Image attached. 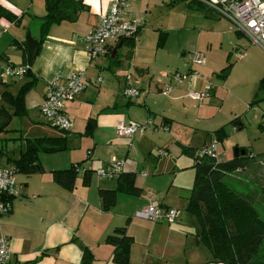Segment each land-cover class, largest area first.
Here are the masks:
<instances>
[{
  "label": "crops",
  "instance_id": "obj_1",
  "mask_svg": "<svg viewBox=\"0 0 264 264\" xmlns=\"http://www.w3.org/2000/svg\"><path fill=\"white\" fill-rule=\"evenodd\" d=\"M46 1L0 0V6L12 17H0V94L3 91L16 94L25 82H33L24 96L26 113L21 116V126H12L16 118L13 117L6 130L0 132V141L12 140L11 146L2 148L0 159L18 157L24 149L25 137L66 134L72 143L68 150L40 152L38 158L43 172L16 173V186L21 195L12 199L10 211L0 216V235L7 237L12 258L27 264H115L111 259L113 245L106 239L116 227L125 225L133 239L129 264H224L213 261L212 252L198 239L201 228L196 216L186 210L195 169L192 156L185 153L187 156L182 157L183 147L198 148L215 140L214 131L221 126L225 128L235 114L239 120L233 122L232 130H241L243 116L250 110L259 119V128L264 130V99H260L264 97V89H259L264 76V50L231 30L226 18L188 7L197 11L191 15V27L199 23L198 34L208 36L206 44H198L196 50L205 55V64L198 68L201 76L190 83L174 82L170 78L173 70L162 71L161 77L153 72L157 69V58L163 53L161 50L166 47L169 28H152L157 31L155 43L154 33L147 31L154 26L147 18L150 10L161 7V3L173 7L181 1L129 0L127 16L139 23L134 46L123 42L113 52L119 41L110 42L108 52L92 60L85 52L83 37L113 0H82L83 8L72 19L51 22L43 28ZM28 34L39 41L29 75L2 77L6 65L25 62ZM214 45L223 52V60L217 64L209 58ZM122 46L126 49L119 52ZM233 51L236 57L237 53L242 56L232 63L224 79L216 76ZM195 67L198 66L187 64L181 71ZM77 70L84 71L85 86L73 100L66 102L71 127L66 133H60L41 121L40 103L48 83L56 76L62 81ZM234 74H240L242 80L238 82L241 87L237 95L226 92ZM213 76L219 81L215 86L212 83L206 100L187 96L189 89H200ZM98 77L101 82L96 81ZM166 85H172V89L163 93ZM126 87L137 88L139 94L126 97L123 94ZM230 98L240 103L241 108L235 103L224 113L223 106ZM178 107L184 111L182 116L174 113ZM190 107L197 109L193 117L188 113ZM219 111L221 116L217 115ZM89 117L95 118L96 126L92 134H84ZM121 120L147 126L142 133L120 135L116 125ZM214 123L217 124L212 126ZM238 125L240 129L236 128ZM8 131H17V137L7 138ZM156 147L166 153L161 150L162 154L159 151L157 155L152 154ZM149 153L153 155L151 158ZM168 153H173L174 161L162 158ZM113 158L123 161V172L135 174L140 194L119 191L115 203L104 210L98 189L115 187L116 177L104 179L95 170ZM79 161L90 170L87 184L82 181L83 171L79 172L72 189L53 179L51 171ZM142 199L163 209L176 208L179 215L171 223L136 217L134 212Z\"/></svg>",
  "mask_w": 264,
  "mask_h": 264
},
{
  "label": "trees",
  "instance_id": "obj_2",
  "mask_svg": "<svg viewBox=\"0 0 264 264\" xmlns=\"http://www.w3.org/2000/svg\"><path fill=\"white\" fill-rule=\"evenodd\" d=\"M172 2L176 0H171ZM181 1V0H179ZM208 11L207 8L193 0L188 2L191 7ZM82 0H47V14L43 17V28H47L51 22H59L63 19H72L76 11L83 8ZM0 17L11 19V15L0 6ZM137 32L124 40V44L133 47ZM237 34H241L235 31ZM162 35V33H161ZM160 35V37H162ZM25 62L30 66L31 61L24 57ZM232 68V63L227 64L218 72L216 76L225 78ZM30 69L25 75H29ZM33 85L32 81L25 82L16 94L3 91L0 94V132L6 130L7 125L13 117H21L26 113L24 106V96ZM259 89H264V76L260 79ZM260 99H264L260 98ZM258 99V100H260ZM10 110H12L10 112ZM47 125H49L46 122ZM50 126V125H49ZM96 126L95 118L89 117L86 121L84 134H92ZM52 127V126H51ZM60 133L68 130L52 127ZM240 129V125L236 126ZM215 140H222L226 136L224 126L214 131ZM24 149L16 158L8 157L6 162L13 165L17 172L30 174L43 172V167L39 162L40 152L53 153L65 150L68 147V138L61 136H36L25 137ZM213 141V140H211ZM209 143V142H208ZM203 144L201 147L207 145ZM239 147V146H235ZM198 148L183 147V152L192 156L194 159L195 176L191 188L186 210L195 215L201 228L198 236L200 242L205 244L212 252L213 261L224 264H264V260L252 261L251 258L261 242L264 241V220L258 215L253 205L238 196L224 182L227 173L237 168L245 166L246 160L254 158L248 154L245 147V154L242 156H232L226 160H219L216 157L207 155H196ZM2 147L0 148L1 157ZM264 157V154H261ZM83 171L82 181L88 183L90 170L82 167V161L72 163L69 167L51 171L53 179L67 189L75 186L79 172ZM116 184L113 188H99L98 195L101 199V206L104 210L109 209L116 200L117 192L122 191L128 194H140V188L135 184V174L121 172L116 177ZM264 197V187L262 188ZM107 242L113 245L112 261L115 264H129V249L133 241L127 234L126 226L116 227L107 236ZM86 258V255H85Z\"/></svg>",
  "mask_w": 264,
  "mask_h": 264
},
{
  "label": "built area",
  "instance_id": "obj_3",
  "mask_svg": "<svg viewBox=\"0 0 264 264\" xmlns=\"http://www.w3.org/2000/svg\"><path fill=\"white\" fill-rule=\"evenodd\" d=\"M204 5L209 12L226 18L234 31L246 36L251 44L260 46L264 50V0H193ZM129 0H113L108 10L99 16L96 25L83 37L85 52L90 60L108 52L110 42H118L133 36L139 23L136 19L127 16ZM241 53H237L240 58ZM205 64V56L201 51L192 54L191 65L201 66ZM29 70L28 64L6 65L1 73L2 77H22ZM199 76L197 69H189L185 72L174 71L170 78L174 82L193 81ZM85 73L82 70L69 73L62 81L56 76L48 83L40 103V112L46 122L56 128L69 130L71 119L65 111L66 102L73 100L77 93L84 89ZM172 89V85H166L163 93ZM212 91V83L206 80L200 89H189L187 96L197 101H204ZM123 94L135 97L139 94L137 88L127 87ZM150 123V122H149ZM147 124L119 121L116 125L118 134L132 136L135 133L144 132ZM167 129V127H165ZM162 152V151H161ZM217 156V141H210L200 147L196 155ZM123 171V161L113 158L103 167L95 170L96 174L104 179H113ZM16 168L8 163L0 161V216L8 213L12 207V199L21 195V190L16 186ZM136 217L158 221L173 222L179 215L176 208L163 209L158 204H147L135 210ZM0 264H27L12 258L8 245V239L0 235Z\"/></svg>",
  "mask_w": 264,
  "mask_h": 264
},
{
  "label": "rangeland",
  "instance_id": "obj_4",
  "mask_svg": "<svg viewBox=\"0 0 264 264\" xmlns=\"http://www.w3.org/2000/svg\"><path fill=\"white\" fill-rule=\"evenodd\" d=\"M176 1L178 3L179 0H176ZM188 2L190 3V0H181V4L174 5L173 7L167 4L161 3L162 5L161 7L153 9V10L151 9L149 12L150 14H148L147 22H152L154 27H148L147 31H152L154 33L155 43L157 39V35H156L157 31L152 30V28L153 29L162 28V27L169 28L167 30V32L169 33L168 34L169 38L166 42V47L165 49L161 50L163 51V53L161 57L157 58L156 60V63H157L156 67L158 70L156 69V71H153L154 74H156V77H161L160 73L162 71H167V72L171 70L181 71L184 69L185 65L187 64L191 65L192 54L195 53L196 50H198V44L205 45L207 42L208 36L206 34H198V31H199L198 28L200 26L199 23L197 22L195 23L196 24L195 28L191 27L192 26L191 20L193 19L191 15L195 13L196 10L191 9V8H194V5L192 2H191L192 4L191 8L188 9L189 7ZM206 12L212 14V12H209V11H206ZM180 20H183V22L178 23L180 22ZM229 26H230V29L233 30L231 23L229 24ZM150 38L151 36H149L148 40ZM125 49H126L125 46H122L119 49V52L125 51ZM182 51H184L185 54L181 55ZM206 57H207V52H206ZM209 58H210V61L216 64L217 62H222L223 60L222 50H220L218 46L214 45V47H212L210 51ZM123 59H126L125 56H123ZM237 60L238 59L235 55V52L233 51L228 62L235 63ZM208 62H209V59H208ZM226 64H227V61H226ZM200 67L201 66L195 67V69L198 70V68ZM181 72H185V71H181ZM200 76H201V73L198 77ZM209 80L211 81V83H213L214 86L215 84H218V81H219L215 76H213L212 79L209 78ZM96 81L101 82L102 79L98 77ZM240 81H242L240 80V74H234L228 82L229 85L226 86V92L228 91L234 95H237L236 91L239 93V89L241 87L240 84H238V82ZM84 84H85V79H84ZM82 91L83 90H81L80 92ZM242 94H241V97H242ZM231 99H234V98L228 99V103H227V100L225 101V104L222 110L224 113H227L228 112L227 109L231 108L233 104L237 103L235 101H232ZM237 105H239V107L241 108L240 103H237ZM222 111H219L217 115L221 116ZM196 112H197V109L195 107H190L188 109V113L192 117L196 115ZM174 113H177L178 116H182L184 111L183 109H181V107H178L177 109L174 110ZM235 115L236 117H232L231 118L232 121H230L229 124L225 126L227 130L226 136L220 141L217 140L218 158H220V160H226L234 156V148L236 144L238 143L243 144L242 147H245L248 150V154L250 155L253 154L255 155V157L246 160L245 162L246 164L244 167L237 168L234 171L227 173L224 177V182L238 196L250 202L253 205V207L256 209V211L258 212L259 217L264 220V197L262 196V193H261L262 188L264 187V157H261L262 156L261 154H264V130H261L259 128L258 126L259 119L257 120L255 119L254 116H252V110L247 111L245 115L243 116L244 128H242L241 130H237V131L232 130L233 122L236 120H239L237 118L238 114H235ZM21 121H22L21 117H16L14 122L12 123V126L13 125L21 126L22 124ZM41 121L46 122L42 114H41ZM215 124L217 123H214V125L212 126H215ZM48 132L49 131H45V133L47 134ZM16 134H18L17 131H8L6 137L7 138H10L13 136L17 137ZM11 142L12 140H5V143H4L1 140L0 145L2 148H4V145L11 146ZM16 142H19V140H16ZM71 146H72V143L68 140V147L65 150H68L69 147ZM238 146H241V145H238ZM161 150L163 151V148L156 147L155 153H152V154L157 155L158 151L159 153L162 154ZM61 151H64V150H61ZM163 153H166V152L163 151ZM149 154H150L149 157L151 158L153 155L151 153ZM185 156L187 155L183 152L182 157H185ZM162 158L171 159L172 161L175 160L173 153L172 154L168 153V155L166 154L165 156H162ZM0 161L6 162L4 158H1ZM193 216L195 217V215ZM251 260L255 262H257L258 260L259 261L264 260V241L261 242V244L258 246Z\"/></svg>",
  "mask_w": 264,
  "mask_h": 264
},
{
  "label": "water",
  "instance_id": "obj_5",
  "mask_svg": "<svg viewBox=\"0 0 264 264\" xmlns=\"http://www.w3.org/2000/svg\"><path fill=\"white\" fill-rule=\"evenodd\" d=\"M126 39H121L117 46L114 48L113 52L117 50L118 47L122 45ZM26 43H27V59L29 61H32L38 48H39V41L37 39L32 38L29 34L26 36ZM245 154V149L235 147L234 148V157L242 156ZM148 204V200L142 199L138 205V208H141L142 206H145Z\"/></svg>",
  "mask_w": 264,
  "mask_h": 264
}]
</instances>
